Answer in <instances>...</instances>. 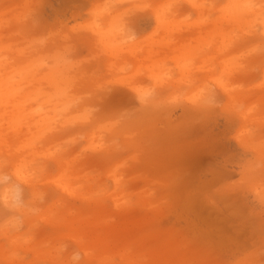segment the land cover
I'll return each mask as SVG.
<instances>
[{
  "label": "rangeland",
  "instance_id": "1",
  "mask_svg": "<svg viewBox=\"0 0 264 264\" xmlns=\"http://www.w3.org/2000/svg\"><path fill=\"white\" fill-rule=\"evenodd\" d=\"M224 4L225 0H0V47L24 54L21 65L30 67L34 82L42 80L41 69L67 74V96L76 100V88L86 75V84L94 88L86 95L93 106L91 115L100 119L112 114L108 116L119 121L113 135L103 124H95L73 127L75 142H49L71 161L86 147L81 134L92 132L96 139L93 149H85L78 158L97 180L96 205L64 200L68 211L103 213L94 224L106 232L100 235L104 242L107 239L113 259L109 264H122L116 254L123 252L125 264H158L171 246L178 257L170 264L177 258L180 264H264V204L254 199L239 174L250 164L264 170V162L239 144L249 134L264 143V42L238 37L225 50L218 22ZM161 10L163 25L158 27L155 13ZM173 21L180 27L166 29ZM112 23L113 32L102 37ZM250 31L260 33L256 26ZM102 44L131 48L132 54L103 62L109 53ZM146 71L160 75V81L154 82ZM202 88L211 99L209 109L189 116L185 111H191L189 103ZM229 96L239 98L233 107ZM154 104L167 106L159 109ZM238 113L250 115L246 126ZM53 160L41 162L47 180L39 186L43 210L52 209L53 216H59ZM53 233L66 232L41 223L32 237L39 240ZM61 243L77 250L67 240ZM18 254L24 263L32 258L24 251Z\"/></svg>",
  "mask_w": 264,
  "mask_h": 264
},
{
  "label": "bare ground",
  "instance_id": "2",
  "mask_svg": "<svg viewBox=\"0 0 264 264\" xmlns=\"http://www.w3.org/2000/svg\"><path fill=\"white\" fill-rule=\"evenodd\" d=\"M164 12L161 10L155 13V22L158 27L163 25ZM218 13L225 50L228 51L229 46L234 44L238 37L264 42V0H225L223 8ZM106 26L107 31L101 34L102 37L113 32V23ZM253 26L260 29L259 34L250 31ZM170 27L176 30L180 26L173 21L172 24L165 26L168 30ZM99 31L100 29L97 32ZM106 45H100L104 52L109 53V58L103 62L111 61L119 55L129 57L132 54L130 47V49L115 46L108 48ZM215 49L221 52L219 46L216 45ZM14 55L10 50L0 47V164H7L5 170L14 174L22 182L26 194L35 192L42 195L39 185L47 179L41 162L47 158H54L58 173L53 178V186L59 194L56 206L62 208V211L59 216H53L52 209L43 210L42 206V211L28 220L22 232L0 237L4 240V244H0V264H66L72 251L67 250L63 257L59 255L62 240L69 241L85 255L84 264H109V261L113 259L107 253V239L104 242V234L100 235L106 232L104 229H97L94 224L103 213L96 210L89 211L91 215H88L84 210L68 211L67 200H64L72 198L96 205L93 186H96L97 180L92 177V173L83 168L86 163L79 164L78 159L83 156L85 149H93L92 146L96 139L92 132L81 134L80 138L84 140L86 147L79 152V157H74L71 161L58 155L56 151L59 147L51 146L49 142L52 140L57 144H60L61 140L75 142L76 137L73 136L76 133L73 127H87L95 124H103L104 128L106 126L105 129H109V133L113 135V132L117 131L114 124L119 125V121L115 122L114 117L108 116L112 114L100 115V119L91 115L90 109L93 106L86 95L92 93L94 88L91 84H86L89 81L86 75L76 88L77 99L72 100L67 96L68 86L63 79L67 77V74L56 76L53 72L41 69L42 80L35 83L31 78L30 67L21 65L24 54L17 51ZM222 68L226 70V66ZM138 70L139 73L142 72L141 69ZM148 74L154 82L161 79L160 75L158 79L157 75L151 71ZM223 93L228 96L225 91ZM135 94L136 98H139L140 90H136ZM238 100L237 97L229 96V106L233 107ZM210 104L211 99L207 93H204L203 88L199 89L189 103L191 111H185V113L191 116L192 111L208 110ZM166 106L167 104H154V107L159 109ZM153 111L159 112L158 109ZM249 116L236 114L239 122L245 126ZM239 144L245 152L254 155L257 161L264 162V143L255 141L252 134H249L243 144L241 142ZM72 161L77 162L76 165ZM239 174L241 181L248 187L254 199L264 204V170L258 171L250 164L244 166ZM221 177L217 175L215 179L219 180ZM84 190L88 192L83 195L81 192ZM100 192L103 193V191ZM41 223L54 229L61 227L66 233H53L51 236L35 239L32 234ZM174 250L173 246L166 247L165 254L158 264H170L169 260L177 256ZM20 251L32 257L30 262L24 263V259L18 254ZM95 252L98 253L97 256ZM116 257L121 260L122 264H125L123 259L125 252L123 255L116 254ZM175 264H180L179 258Z\"/></svg>",
  "mask_w": 264,
  "mask_h": 264
},
{
  "label": "clouds",
  "instance_id": "3",
  "mask_svg": "<svg viewBox=\"0 0 264 264\" xmlns=\"http://www.w3.org/2000/svg\"><path fill=\"white\" fill-rule=\"evenodd\" d=\"M6 165L0 164V237L22 232L26 223L42 211L44 198L37 193H25L22 182L14 174L6 171ZM67 252V246L61 245L59 255ZM85 255L79 250L71 252L66 264H84Z\"/></svg>",
  "mask_w": 264,
  "mask_h": 264
}]
</instances>
